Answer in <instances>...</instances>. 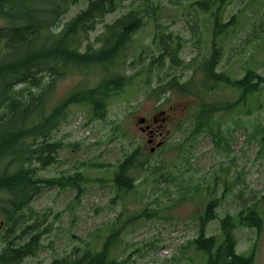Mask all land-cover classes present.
Wrapping results in <instances>:
<instances>
[{
	"label": "rangeland",
	"instance_id": "obj_1",
	"mask_svg": "<svg viewBox=\"0 0 264 264\" xmlns=\"http://www.w3.org/2000/svg\"><path fill=\"white\" fill-rule=\"evenodd\" d=\"M118 1L119 10L98 25L90 40L95 42L105 23L129 10L141 11L146 25L119 66L130 83L121 95L111 98L104 119L94 118L85 105H73L54 133V140L61 143L56 161L38 169L36 177L63 179L65 184L44 188L31 201L26 219L42 233V246L37 256L23 264H48L77 247L99 249L114 230L121 233L113 249L118 262L206 264L207 255L198 251L193 241L207 204L215 199L220 201L217 219L208 224L206 235L215 236L219 245L222 221L231 216L237 253L254 254L253 264H264V88L248 103H242L240 91L232 87L206 94L207 103L225 107L210 122L217 135L209 128L194 134V113L200 100L176 91L160 97L151 88L171 77L185 82L193 76L190 89L198 91L203 62L215 41L211 11L201 9V0ZM87 3L80 0L72 6L62 23ZM222 8L223 25L233 17L235 20L216 36L217 46L223 47L217 70L233 79H241L247 69L264 77V0H232ZM154 25L159 32L179 38L178 63L150 66L159 55L152 46ZM7 26V20L0 17V30ZM4 50L1 45L0 55ZM148 80L152 86L146 84ZM96 81L94 74L69 72L56 83L52 106ZM154 115L165 117L166 122L161 124L163 135L157 137V143L162 144L152 153L148 136L141 130L144 124L138 121L145 118L152 123ZM137 149L140 160L149 164L144 171L133 170L134 188L119 194L114 173ZM3 169L0 164V174ZM70 177L78 178L76 184ZM252 212L261 218V230L247 218ZM6 222L0 208V252Z\"/></svg>",
	"mask_w": 264,
	"mask_h": 264
},
{
	"label": "trees",
	"instance_id": "obj_2",
	"mask_svg": "<svg viewBox=\"0 0 264 264\" xmlns=\"http://www.w3.org/2000/svg\"><path fill=\"white\" fill-rule=\"evenodd\" d=\"M79 1L0 0V17L9 23L0 30V47L4 45L5 49L0 55V164L4 166L0 174V192L4 195L0 198V208L7 221L0 264H23L41 250L42 233L36 232L26 214L33 198L44 188L65 184L63 179H41L36 174L38 169L55 163L61 143L53 136L67 119L69 108L85 105L94 118L104 119L111 98L121 95L130 83V78L119 71V66L125 62L128 47L146 25L144 15L137 9L123 13L105 23L95 42H91L90 34L96 32L107 16L119 10V1L88 0L86 8L62 23ZM231 1H199L201 9L211 11L215 41L210 56L203 62L198 91L190 89L193 76L185 82L171 77L151 88L152 93L160 97L176 91L183 97L195 96L200 100L194 113L197 116L194 134L209 128L214 136L217 135L210 122L225 107L207 103L206 94L213 95L222 87H232L240 91V101L248 103L252 95L264 88V77L253 69H247L241 79H233L217 70L223 47L217 46L216 36L235 20L233 17L223 25L222 6ZM157 28L154 27L152 46L158 49L159 55L152 59L150 66L156 63L157 67H163L167 61L178 63L179 38L173 33L159 32ZM71 71L94 74L96 84H86L52 106L56 83ZM146 84L152 86L149 80ZM234 105L237 103L228 104L227 108ZM140 156L137 149L118 165L113 182L119 194L134 188L133 170L144 171L148 166ZM69 180L76 184L78 178L70 177ZM219 204L218 199L207 204L199 221L198 237L193 241L196 249L207 255L206 264H253L254 254L237 253L231 216L222 221L223 241L219 245L215 236L206 235L208 224L217 219ZM250 215L247 218L253 221L251 225L261 230V218L254 212ZM120 235V230H114L99 249L77 247L48 264H124L117 261L113 251Z\"/></svg>",
	"mask_w": 264,
	"mask_h": 264
},
{
	"label": "flooded vegetation",
	"instance_id": "obj_3",
	"mask_svg": "<svg viewBox=\"0 0 264 264\" xmlns=\"http://www.w3.org/2000/svg\"><path fill=\"white\" fill-rule=\"evenodd\" d=\"M164 113V112H163ZM162 113V114H163ZM161 115V114H160ZM160 115H154L152 119V123H149L145 118V123L144 126L141 127V130L147 134L148 140H147V145L151 147V152L154 149L153 152H155L159 147H157L158 144H162V142L157 143V137L159 135H163L161 133L160 129L163 126V123L166 122L165 117H160ZM162 124V126H161ZM156 126V127H155ZM152 152V153H153Z\"/></svg>",
	"mask_w": 264,
	"mask_h": 264
},
{
	"label": "water",
	"instance_id": "obj_4",
	"mask_svg": "<svg viewBox=\"0 0 264 264\" xmlns=\"http://www.w3.org/2000/svg\"><path fill=\"white\" fill-rule=\"evenodd\" d=\"M138 123L140 124H144L145 123V119L144 118H141ZM161 144H158L157 147H159ZM154 151V149L152 150V152Z\"/></svg>",
	"mask_w": 264,
	"mask_h": 264
}]
</instances>
